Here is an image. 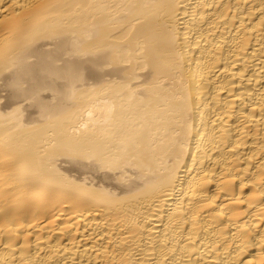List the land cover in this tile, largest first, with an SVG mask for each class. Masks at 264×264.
<instances>
[{
    "label": "bare ground",
    "instance_id": "6f19581e",
    "mask_svg": "<svg viewBox=\"0 0 264 264\" xmlns=\"http://www.w3.org/2000/svg\"><path fill=\"white\" fill-rule=\"evenodd\" d=\"M0 264H264V0H0Z\"/></svg>",
    "mask_w": 264,
    "mask_h": 264
}]
</instances>
